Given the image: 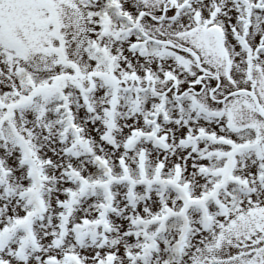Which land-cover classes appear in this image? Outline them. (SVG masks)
Returning a JSON list of instances; mask_svg holds the SVG:
<instances>
[{"label":"snow or ice","instance_id":"6c2138e0","mask_svg":"<svg viewBox=\"0 0 264 264\" xmlns=\"http://www.w3.org/2000/svg\"><path fill=\"white\" fill-rule=\"evenodd\" d=\"M0 264H264V0H0Z\"/></svg>","mask_w":264,"mask_h":264}]
</instances>
